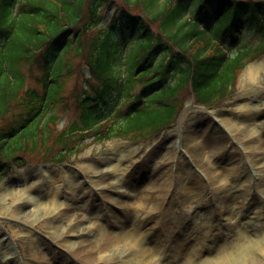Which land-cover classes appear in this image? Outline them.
Instances as JSON below:
<instances>
[{"label":"rangeland","instance_id":"374dc122","mask_svg":"<svg viewBox=\"0 0 264 264\" xmlns=\"http://www.w3.org/2000/svg\"><path fill=\"white\" fill-rule=\"evenodd\" d=\"M106 12L109 19L112 12ZM248 42L257 45L260 38L251 36ZM84 65L82 61L80 68ZM72 66L76 74L63 88L66 103L58 107L62 118L57 137L79 114L76 98L83 84L79 73L84 71ZM24 70L29 87L42 93L37 81L43 79L40 62L35 69ZM53 71L62 78L61 64ZM59 90L60 85L50 87L52 103L59 101ZM184 100L180 120L146 142L116 139L89 144L60 165H55L59 160L51 163L55 158L51 156L61 148H49L48 156L42 150L29 154L32 161L26 165L14 166L0 180V264H110V257L113 264L126 249L137 252L126 264H140L142 258L148 259L146 264H264V250L249 251V241L239 236L243 223L253 221L256 230L264 225V111L250 112L264 104V54L250 62L239 76L235 95L219 108H203L189 95ZM48 111L52 114L51 108ZM1 121L0 130L16 124L13 113ZM53 144L54 139L49 147ZM38 182L40 188L48 182L58 192L55 203L77 200L91 211L64 209L70 216L78 214L79 223H84L82 215L94 218L93 225H86L90 230L86 236L61 237L66 225L61 229L19 205L18 191ZM199 182L203 185L197 188L198 195L188 197L185 186ZM230 187L237 196L233 206L247 222L226 212L223 196ZM36 195L42 200L40 193ZM138 207H145L141 231L147 240L142 243L132 226ZM16 210L24 212L14 214ZM243 244L245 253L238 258L229 259L221 248Z\"/></svg>","mask_w":264,"mask_h":264},{"label":"trees","instance_id":"16d2710c","mask_svg":"<svg viewBox=\"0 0 264 264\" xmlns=\"http://www.w3.org/2000/svg\"><path fill=\"white\" fill-rule=\"evenodd\" d=\"M106 8L115 15L90 43L92 91L49 147L58 121L48 116L49 89L61 80L52 68L81 53ZM253 34L262 43L250 48L245 39ZM263 53L264 0H0V122L14 105L22 108L16 124L0 130V158H7L0 172L5 160L23 164L59 145L64 162L89 133L98 142L149 139L177 122L189 90L210 109L232 97L240 72ZM35 60L46 74L42 94L22 71Z\"/></svg>","mask_w":264,"mask_h":264},{"label":"bare ground","instance_id":"6f19581e","mask_svg":"<svg viewBox=\"0 0 264 264\" xmlns=\"http://www.w3.org/2000/svg\"><path fill=\"white\" fill-rule=\"evenodd\" d=\"M246 106H248L247 104H245ZM251 113L254 115L260 114L264 111V104L263 106H253L251 107ZM243 123L248 122L247 120L244 121V119L241 120ZM263 159H264V152H263ZM261 160L257 159V162H259ZM257 164V163H256ZM118 181L120 183L123 182L122 177H117ZM253 179V176H252ZM41 182H38L34 185L31 186V188L25 190L22 189L20 191H18V194L16 195L18 197V203L19 205L23 208V207H30V209L28 211H34L36 214H39L40 216H42L44 219H50L53 224H57L61 229H64V225H66L65 230L62 231L61 233V237H64L66 235H70L69 238L70 240H78L83 238L84 236H86L90 230L85 229L86 225L91 224L93 225V221L94 218L90 217L89 215H82L84 218V223H79L77 221V216L78 214L73 213V216L68 215L67 213H64V209H69L70 207L72 208V211L74 212H80L81 210H86L83 211L82 213L86 212V213H91V211L88 208H84L81 205L78 204L77 200H73L72 202H57L55 203L56 197L58 195V192L50 189V187H48V182L46 184V186H42V187H46L45 190H41L42 187L40 188L38 186V184H40ZM74 185V184H73ZM202 182L199 183H189L187 186H185L184 191L188 194V197L190 198H194L198 195V191L197 188L199 186H202ZM59 188H61V186H59ZM40 191V192H38ZM264 191V190H263ZM37 193H40L42 196V200L44 198H46L45 201H42L40 199V197H37ZM223 198L227 199V204L225 205L226 212L229 216H231L232 218H236V220L239 219V222H247L248 220H244L242 221L241 219V210H239L238 208L233 206V202L236 200L237 196H236V190L235 187H230L228 190H226L225 195L223 196ZM263 200V204H264V197H262ZM50 202V203H49ZM151 202V200H150ZM262 204V202H261ZM262 204V205H263ZM51 206V207H50ZM54 206V209L51 210V208ZM70 206V207H69ZM264 206V205H263ZM144 209L145 207L141 208L138 207L136 212L133 215V219H132V226L134 227V229L136 230V232L142 237L141 241H139L140 243H142V240H147V236L144 237L145 233L141 231L142 226H144V222H145V213H144ZM24 211L22 210H16V213L14 212V214H20L23 213ZM72 218V220H71ZM91 220V221H90ZM88 222V223H85ZM90 221V222H89ZM70 222L74 225H70ZM244 225V230H242L241 232H239V236L242 239H245L247 241H249V251L255 253L256 250L259 249H263L264 250V225L262 226V228H260V230H256L258 226L253 227V221H249V223ZM144 237V238H143ZM244 240V241H245ZM146 246V245H145ZM220 248V247H219ZM218 248V249H219ZM224 250V252L227 253V257H232L233 255H237L238 257H241L244 253H245V245L243 244V246L241 245H235V246H225V247H221ZM143 252H146V249L143 247L142 248ZM137 252H135L134 250L131 249H126L124 252H122L120 254V260L119 258L117 259V262H114L113 264H126L129 260H132L133 256L136 254ZM110 262L112 263V258L110 257ZM148 261L147 258H142L139 260L140 264H146ZM110 263V264H111Z\"/></svg>","mask_w":264,"mask_h":264}]
</instances>
